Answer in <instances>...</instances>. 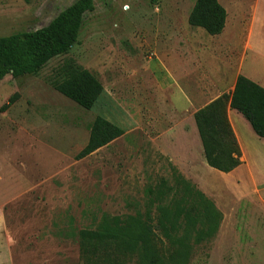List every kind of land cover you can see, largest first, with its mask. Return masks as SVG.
<instances>
[{
  "label": "rangeland",
  "instance_id": "rangeland-1",
  "mask_svg": "<svg viewBox=\"0 0 264 264\" xmlns=\"http://www.w3.org/2000/svg\"><path fill=\"white\" fill-rule=\"evenodd\" d=\"M74 1L2 0L0 37L45 27ZM218 2L227 14L226 32L210 36L188 25L194 0H95L67 54L37 75L0 81V219L10 238L0 264H137L110 249L84 254L78 232L95 229L103 214L143 211L144 188L170 180V166L222 215L214 238L195 247L188 264H264V139L233 110L245 158L236 171L220 173L202 157L189 162L183 155L186 144L193 156L199 152L182 129L214 99L218 49L242 51L251 42L227 35L247 29L250 0ZM67 61L102 85L90 110L49 85ZM249 63L264 86V63L256 57ZM96 116L124 135L76 160ZM156 244L166 252V244Z\"/></svg>",
  "mask_w": 264,
  "mask_h": 264
},
{
  "label": "trees",
  "instance_id": "trees-1",
  "mask_svg": "<svg viewBox=\"0 0 264 264\" xmlns=\"http://www.w3.org/2000/svg\"><path fill=\"white\" fill-rule=\"evenodd\" d=\"M2 1V0H0ZM95 0H76L45 27L0 37V81L37 75L53 58L67 54L77 42L84 17L94 11ZM226 11L218 0H194L188 25L210 36L222 33ZM50 87L84 110H90L102 94V85L72 61L63 63ZM17 95L1 109L5 111ZM238 112L253 133L264 139V88L239 75L233 90L224 93L193 114L203 159L208 167L228 174L241 166V150L228 119ZM88 140L75 156L81 160L124 135L123 130L96 116L88 126ZM143 211L134 215L103 214L95 229L78 232L84 254L110 249L136 258L137 264H188L193 249L214 238L222 215L213 202L191 181L170 166V180L160 179L143 191ZM166 244V252L156 240Z\"/></svg>",
  "mask_w": 264,
  "mask_h": 264
},
{
  "label": "crops",
  "instance_id": "crops-1",
  "mask_svg": "<svg viewBox=\"0 0 264 264\" xmlns=\"http://www.w3.org/2000/svg\"><path fill=\"white\" fill-rule=\"evenodd\" d=\"M250 6L252 8L251 10V20L249 25L247 26V29H241V30H235V31H229L227 32V35L233 38H246L250 39L251 42L249 44H246V48H242V51L238 49L237 47H231L228 45L222 46L218 49L217 52V63H218V69H219V78L215 83L214 90L212 92L213 98L212 100L208 101L201 107H199L197 110L203 108L219 96H221L224 93H230L233 90V87L235 85L236 79L239 75H242L249 80L255 82L256 84L260 85L261 87L264 88L263 84L261 83L259 78L253 77L251 71H250V66H249V60L252 58L255 60L256 58H259L261 60V63H264V0H250ZM240 28H242V25L239 24ZM226 27H227V17H226V23H225V28L222 31L220 35H223L226 32ZM219 35V36H220ZM241 52V53H240ZM239 54V55H238ZM241 54V55H240ZM259 61V60H258ZM216 94V95H215ZM215 95V96H214ZM198 98V97H197ZM202 98V97H201ZM189 99V98H188ZM191 99V98H190ZM195 110L193 113L189 115V124L188 127L185 128L184 125L181 123L182 132L183 136H186L188 132L191 134V137L193 139L194 144L198 146L199 152L196 154V157L193 156V152L190 149V147L186 144L184 149L185 152L183 155H185V159L190 162V160H195V158L202 157V149L199 141V137L197 134V130L195 127V123L193 120V114L197 111ZM233 110L228 111V119L230 122V125L232 127V130L235 134L236 139H238L236 131L234 130L230 114ZM242 117V116H241ZM243 118V117H242ZM244 119V118H243ZM245 120V119H244ZM251 129V127H250ZM252 130V129H251ZM188 136V135H187ZM239 147L240 143L239 140H237ZM241 150V161L243 164L244 161V154ZM201 161H204V159ZM241 164V165H242ZM240 167V166H239ZM238 167V168H239ZM237 168V169H238ZM235 169L234 171H236ZM233 171V172H234ZM232 173V172H231ZM1 219H0V249L3 250L1 255L6 254L9 250V237L6 235V231L4 226L1 225ZM2 244V247H1ZM6 248V249H5ZM4 250H7L4 252Z\"/></svg>",
  "mask_w": 264,
  "mask_h": 264
}]
</instances>
